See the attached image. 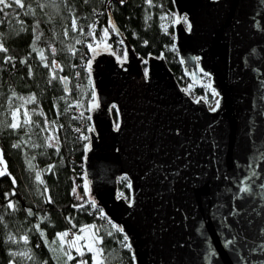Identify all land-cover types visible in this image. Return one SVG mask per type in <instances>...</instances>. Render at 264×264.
Listing matches in <instances>:
<instances>
[{"label": "water", "instance_id": "95a60500", "mask_svg": "<svg viewBox=\"0 0 264 264\" xmlns=\"http://www.w3.org/2000/svg\"><path fill=\"white\" fill-rule=\"evenodd\" d=\"M172 1L183 70L208 76L216 100L191 94L161 51L138 54L108 3L123 52L89 48L86 196L134 264H264V0Z\"/></svg>", "mask_w": 264, "mask_h": 264}, {"label": "trees", "instance_id": "16d2710c", "mask_svg": "<svg viewBox=\"0 0 264 264\" xmlns=\"http://www.w3.org/2000/svg\"><path fill=\"white\" fill-rule=\"evenodd\" d=\"M7 2L11 7L0 5V44L7 49L0 51V147L7 165V174L0 176V264H93L94 253L83 248L80 256L68 243L85 226L102 237V264H134L122 232L84 189L88 139L83 137L91 126L88 108L93 100L86 58L88 45L104 40L122 54V41L108 23L109 3L115 23L135 51L144 56L161 51L178 82L187 86L190 79L170 36L173 25L162 26L163 13L176 15L173 1L22 0L24 7ZM192 91L213 96L204 83L192 84ZM30 97L35 98L31 103ZM12 123L20 127L13 129ZM118 185L120 194L128 197L127 181L119 179ZM63 232L68 236L61 247L57 233Z\"/></svg>", "mask_w": 264, "mask_h": 264}, {"label": "snow or ice", "instance_id": "6c2138e0", "mask_svg": "<svg viewBox=\"0 0 264 264\" xmlns=\"http://www.w3.org/2000/svg\"><path fill=\"white\" fill-rule=\"evenodd\" d=\"M121 2H122V0H121ZM149 2H150V0H149ZM13 3H15L16 5H18L19 7H24V4H23L22 0H13ZM0 5H3L4 8L11 7V4H9L7 2V0H0ZM0 11H3V9H0ZM185 20H186V17H185ZM112 27H113V29H115V25H112ZM75 28H76V22H75V20H73V29H75ZM190 28H191V25H189V29ZM108 31H109L108 28H105L104 29V35H105V37L108 36ZM37 39H39V37H37ZM77 43H79V41H77ZM88 47L91 49L92 48V45L89 44ZM0 51L6 52L7 49L4 48L2 44H0ZM54 51H55V49H53V52ZM9 59H11V57H9ZM41 59L42 60L45 59V57L43 56V53L42 52H41ZM91 63H92V61L89 60L88 61V67H89V69L91 67ZM45 66L47 67L48 65L46 64ZM52 66L53 67L56 66L55 61L52 62ZM53 78H55V76ZM62 79H66V78H62ZM208 87H211V85H209ZM213 95H218V93H215V91L213 90ZM34 99H35L34 97H30L29 100H28V102L31 103V102L34 101ZM201 99H203V98H201ZM219 105H220V101L217 100L215 106L211 110L212 111H216V109L219 107ZM18 112H19V109H17L16 112L13 113L14 118H18ZM24 116L25 117L28 116L27 111H25ZM88 119H91V117H88ZM24 122L25 123H29L30 120L26 119ZM10 127H12L13 129H15V128L20 127V124H18V123H12L10 125ZM118 127H119V125H117V128ZM89 130L91 131L92 129H89ZM77 131H79V129H77ZM49 138L50 139H54V137H49ZM83 138L86 139V140L88 139V137H86V136L83 137ZM13 147H19V145H13ZM89 147H90V145H86V151L88 150ZM0 164H3L4 165V170H0V176H4V175L7 174V172H6L7 165H6V162L3 160V153H2V151H0ZM36 179L37 180H40V174L39 173H37ZM13 183H15V180L14 179H13ZM41 183H43V181H41ZM128 186L131 187V183H129ZM246 190L247 189H241V191H246ZM93 205H95V201H93ZM9 206L10 207L13 206L11 204V202H9ZM31 214H32L31 213V210H29V215H31ZM88 227H90V226H85V228H88ZM85 228L80 229V233H83L85 231ZM118 231H121L122 232L123 229L122 228H119ZM42 235H43V233H42ZM109 235H111V233H109ZM67 236H68V232L57 233V238L60 239V241H61V247H63L64 238L67 237ZM25 239H27V238L25 237ZM83 239H84V237L81 234H75L73 236V239L71 241H69L68 243H69L70 247L71 248H74L76 250V252L80 256H83L84 255L83 248H87V251L88 252L94 253V255L92 257L93 264H102V262L99 259V254H100V252H102V249H99V248H96L95 247V244H96L97 241L102 242V237L96 236L95 235V232H93L92 243H90V244L89 243H85L83 245H79V241H81ZM123 239L125 241H127L128 240L127 235H125ZM53 242H55V241H53ZM229 243H232V241H229ZM124 246L125 247H129V248L131 247L130 244H125ZM65 254L68 255V259L69 260L73 259V257L71 255H69L68 253H65ZM79 264H87V262L84 261V260H81V261H79Z\"/></svg>", "mask_w": 264, "mask_h": 264}, {"label": "rangeland", "instance_id": "374dc122", "mask_svg": "<svg viewBox=\"0 0 264 264\" xmlns=\"http://www.w3.org/2000/svg\"><path fill=\"white\" fill-rule=\"evenodd\" d=\"M175 18H176V15H175L174 18H171L169 14H167V13H163L162 16H161V19H162V26H163V28H164V29H168V28L170 27V25H172V24L174 23ZM104 44H106V41H105V40H104ZM122 52H123V51H122ZM89 59H90V58H89ZM165 59H166V58H165ZM87 68H88V64H87ZM209 81H210L209 77L206 76V75H203L200 83H204L205 85L209 86ZM192 84H194V83L190 81V82L187 84V86H185L186 89L189 90V92H190L191 94H193V91H192ZM212 92H213V91H212ZM193 95H194V94H193ZM194 96H195V95H194ZM204 97H205V96H204ZM205 99H206V101H207V103H208L209 105H212V104H214V102H215V100H216V95H213L212 97H208V96H206ZM17 120H18V118H14V121H15V122H16ZM0 151H2V150H1V147H0ZM3 160L5 161L4 157H3ZM0 170H4V165H3V164H0ZM120 179H124V180L127 181L126 177H122V178H120ZM127 184H128V182H127ZM119 194H120V192H119ZM120 195L124 196L125 198H128L127 196H125V195H123V194H120ZM75 234H76V233L72 234V236L70 237L71 240L73 239V236H74ZM77 234H81V235L84 237V244H85V243H89V244L92 243L93 234L91 233V230H89V229H85V231H84L83 233H80V232H79V233H77ZM79 245H83V242H80V241H79ZM95 247L100 249V246H99L98 241L96 242Z\"/></svg>", "mask_w": 264, "mask_h": 264}, {"label": "built area", "instance_id": "2783aa9c", "mask_svg": "<svg viewBox=\"0 0 264 264\" xmlns=\"http://www.w3.org/2000/svg\"><path fill=\"white\" fill-rule=\"evenodd\" d=\"M170 36H171V38H173V41H174V39H175V32L174 31H170ZM88 60H89V55H87V58H86V65L88 63Z\"/></svg>", "mask_w": 264, "mask_h": 264}, {"label": "bare ground", "instance_id": "6f19581e", "mask_svg": "<svg viewBox=\"0 0 264 264\" xmlns=\"http://www.w3.org/2000/svg\"><path fill=\"white\" fill-rule=\"evenodd\" d=\"M111 38V37H110ZM110 40H108V42H109ZM111 42V41H110ZM113 45V44H112ZM90 55V54H89ZM89 58H90V56H89ZM88 64V63H87ZM107 219V218H106Z\"/></svg>", "mask_w": 264, "mask_h": 264}]
</instances>
